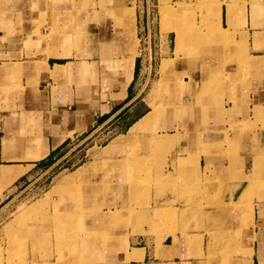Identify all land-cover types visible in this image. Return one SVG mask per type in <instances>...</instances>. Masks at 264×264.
Returning a JSON list of instances; mask_svg holds the SVG:
<instances>
[{"label":"crops","instance_id":"obj_1","mask_svg":"<svg viewBox=\"0 0 264 264\" xmlns=\"http://www.w3.org/2000/svg\"><path fill=\"white\" fill-rule=\"evenodd\" d=\"M191 9L181 10L192 25L186 50L163 73V62L176 60L177 35L160 33L149 57L132 2L0 0V200L124 122L100 155L97 146L88 149L83 165L55 185L90 169L92 177L79 183L88 203L129 147L139 145L143 157L156 160L148 207L129 217L117 196L104 204V212L125 210L118 221L126 220L123 249L93 248L77 264H264V0H209L201 12ZM192 54L194 64L185 59ZM160 81L163 89L154 94ZM153 105L157 119L131 134ZM121 137L108 170L96 172L104 149ZM168 206L175 209L171 222L161 218ZM47 257L45 264H55L54 254Z\"/></svg>","mask_w":264,"mask_h":264},{"label":"rangeland","instance_id":"obj_2","mask_svg":"<svg viewBox=\"0 0 264 264\" xmlns=\"http://www.w3.org/2000/svg\"><path fill=\"white\" fill-rule=\"evenodd\" d=\"M126 1L136 4L138 35L142 48L144 50L147 48L146 54L149 57L153 58L154 48L156 43L159 42L160 33L176 31L175 33L179 37L178 32H181L180 48L175 51L176 60L164 61L161 68L163 73L175 67L181 53L186 50L187 33L192 25L183 22L182 19L186 17L183 16L181 10L192 8L191 11L194 12L192 15H194L197 11L201 12L205 9L209 3V0H199V4L193 5H186L181 2L172 4L177 0H170L171 4L167 0H159V2L158 0ZM221 6L220 3H216L213 8L218 11ZM111 8L112 6H110ZM195 25L196 23H194V27H196ZM161 28L162 31H160ZM197 28L199 30V27ZM202 28L207 38L212 40L214 38L212 28L209 30L206 26ZM177 37L176 41H178ZM177 45L178 42H176V47ZM226 46L230 48V45L227 44ZM197 57L198 55L192 54L191 56L186 55L185 59H192L194 64ZM164 63H166L165 68H163ZM163 82L158 83L153 91L154 94L162 89ZM127 124L128 122H124L116 127H111L107 131L103 129L93 139L94 142L90 143L88 141L82 144L74 153L69 154L66 160L58 163L59 165L56 164L57 166L52 169L39 171V174L31 180L20 182L17 185L19 190L15 194L16 197L4 201L0 200V209L6 207L9 217L5 223H3V219L0 221V264H45L49 259L47 256L50 254H54V257L50 258L51 260L56 258L54 260L55 264H77L84 257V254L93 248L96 249L94 252L97 254L110 253L109 251L112 250L114 244H116L118 250L123 249V244L126 241L122 236H119V233L124 230L123 222L126 220L123 218L121 220L122 224H119L118 221L121 219L120 213L123 214L125 210L121 212H104L110 209L104 204L117 196L118 203L122 202V208L128 209L126 212L129 217L132 216L133 212H140V209L149 206L150 194L156 185L155 178L152 177L156 160L151 157H143L139 145L129 147L127 152L117 155L112 163L115 167L112 176L108 177L109 179L105 178V182L100 185L98 194H90L92 199L88 203L87 201L84 202V192L79 183L92 177V174L83 177L79 182L77 180L76 184L63 185L53 194L51 191L63 174L73 173L83 165V156L88 149L97 146L95 154L100 155L102 148L110 142L111 137L125 130ZM71 149H74V147ZM71 149L66 150L63 156L71 152ZM78 152L80 153L77 154L76 158L68 161ZM105 165H107L106 170H108L109 161L103 166L102 163L96 164V172L101 173L104 171ZM132 171L133 173H131ZM127 173L131 174L128 175ZM129 188L132 192L129 191ZM168 207L170 209L164 211L165 215L159 217L167 219L166 222H171L175 209L171 206ZM99 215L106 222V226L100 223ZM111 215H113L112 220L108 219ZM11 221V226L6 227L7 231L11 230L6 235L3 232V227ZM109 222L111 226L108 224ZM15 223V227L12 228ZM87 240H92L91 248L86 246ZM29 253L33 255L31 261L28 258Z\"/></svg>","mask_w":264,"mask_h":264},{"label":"bare ground","instance_id":"obj_3","mask_svg":"<svg viewBox=\"0 0 264 264\" xmlns=\"http://www.w3.org/2000/svg\"><path fill=\"white\" fill-rule=\"evenodd\" d=\"M239 7V6H238ZM229 9H230V11H232V7H229ZM237 9V8H236ZM245 10V9H244ZM219 12L221 11V7H220V9L218 10ZM240 13V12H239ZM241 14V13H240ZM120 17H122V15H120ZM234 17V16H233ZM233 21H234V19H233ZM231 23V22H230ZM229 23V24H230ZM230 26V25H229ZM176 32V31H175ZM179 33V37H177L178 38V41H176V42H178V45H177V47H176V50L178 49L179 50V43H180V37H181V32H178ZM165 66H166V63H164V66H163V68H165ZM163 89V88H162ZM159 108H158V106L157 105H155V109L149 114V115H147L144 119H142L141 121H139L132 129H131V134H137L138 132H140V131H143L149 124H151V123H153L154 121H155V119H157V115L159 114V110H158ZM121 139H123V140H125L126 138L125 137H121V138H119L118 139V142L116 143V144H112V145H109L106 149H105V151L103 152V154H102V159H103V161L105 162V164H107V162H108V159L107 158H109V156H111L113 153H114V151L119 147V144H120V141H121ZM127 142V141H126ZM90 169H87V168H81V169H79L78 171H77V173H76V175L72 178V179H65L63 182H61L60 184H58V185H54L53 186V189H52V191H51V193L53 194V193H55V192H57L63 185H65V184H74V183H76V181L78 180V179H82L84 176L86 177V175H88L89 173H90ZM21 172V171H20ZM2 173H4V172H2ZM1 172H0V178L4 175V174H2ZM10 176V175H9ZM12 178V177H11ZM8 181V180H7ZM10 181V180H9ZM8 181V182H9ZM12 181V180H11ZM11 226V225H10ZM13 226H14V224H13ZM12 226V227H13ZM9 228V227H8Z\"/></svg>","mask_w":264,"mask_h":264}]
</instances>
